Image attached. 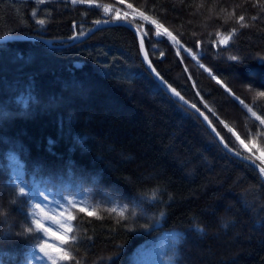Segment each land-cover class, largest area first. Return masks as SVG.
Returning <instances> with one entry per match:
<instances>
[{
	"label": "trees",
	"instance_id": "16d2710c",
	"mask_svg": "<svg viewBox=\"0 0 264 264\" xmlns=\"http://www.w3.org/2000/svg\"><path fill=\"white\" fill-rule=\"evenodd\" d=\"M94 3L136 16L134 25L167 84L208 116L228 146L250 155L238 135L248 151L264 157V126L245 108L264 117V97L256 95L264 91V9L258 0ZM139 12L175 41L155 37V25ZM113 14L71 0H0V38L68 39ZM240 15L249 27L240 28ZM232 28L237 32L228 46L212 43L220 39L217 32ZM14 172L34 182L49 202L127 204L125 215L135 212L118 223L102 208L93 216L77 208L72 223L81 239L73 255L80 264H146L147 258L153 264H264L259 173L227 154L198 116L162 89L142 62L136 35L124 26L65 48L0 44V209L7 214L0 235L9 226L13 233L0 239V262L39 264L31 255L32 237L15 235L27 226L21 210L28 206L22 199L10 203ZM157 188L160 199L152 201L148 194Z\"/></svg>",
	"mask_w": 264,
	"mask_h": 264
},
{
	"label": "snow or ice",
	"instance_id": "6c2138e0",
	"mask_svg": "<svg viewBox=\"0 0 264 264\" xmlns=\"http://www.w3.org/2000/svg\"><path fill=\"white\" fill-rule=\"evenodd\" d=\"M46 0H35L36 4H44ZM73 4H89L92 5L94 0H71ZM259 6L264 9V0H258ZM97 7H102L103 10L107 13L110 11V7L108 5H96ZM256 6V5H254ZM129 8H132V5H128ZM134 11H138L135 10ZM142 20H150L149 17L145 16L143 12L138 13ZM31 15L33 17L36 16V11L34 10ZM128 13L125 12L124 16L121 17L118 13L113 17L116 20L123 19L128 23L129 27L134 26L135 16H133L132 20H128ZM234 15V13H233ZM253 20L256 17H252ZM245 16L240 15L236 18V22L239 24L240 28L249 27L247 23H244ZM37 23L40 25H44L46 23L45 19H38ZM95 23L97 25L101 23H109V20H96ZM150 23L155 25L154 29V36L159 38L161 35H166L170 37L173 41H175V37L172 36L166 28L163 31V34L160 32V29L163 28L162 24H159L156 20H150ZM135 30L137 32L140 31V27L136 26ZM237 29L232 28L228 31L227 34L217 32L216 35L220 37L218 41H212V43H219L220 45L228 46L229 41L232 37L236 34ZM147 35V33H145ZM151 37L149 40L151 41ZM158 42H160L158 40ZM144 44V37L140 38V45L143 47ZM190 51V50H189ZM194 55V54H193ZM145 58H147V52H145ZM231 61L242 62V58L230 55L228 57ZM259 59L264 62V56H260ZM151 62L149 61V64ZM203 67V65H201ZM152 71L155 72L153 68ZM156 76H158L161 80L163 77L160 76L158 72H156ZM215 78V77H213ZM167 84V81H164ZM171 91L180 98V100H184V97L180 95L176 89L172 88L171 85H168ZM229 91H231L229 89ZM249 91H252L251 87H249ZM234 95V94H233ZM259 97H264V91H259L256 93ZM239 100V97H236ZM186 104L187 101H184ZM240 103L243 104L244 101L240 100ZM192 108H196L195 104L191 105ZM207 107V106H206ZM248 112L252 113V116L259 121V126H264V117L257 116L255 112L252 111V108L248 105H245ZM197 112L200 110L196 108ZM203 115V113H201ZM204 119L208 121V124L211 125L212 122L208 120V117L205 116ZM222 123V122H221ZM227 127V125H225ZM212 131L215 132L216 136L223 141V137L220 136V133L216 131L215 127H212ZM232 131V129H229ZM249 133L246 132V136ZM236 139L239 141L241 145H244L246 148L244 140H241L240 137L237 135ZM224 147L229 151H232L229 148L228 144H224ZM235 147V146H233ZM251 149H249V152ZM235 155L245 161H248L250 165L256 169L261 175H264V159L262 158H254L252 155H244L242 151L236 150ZM257 159H260V163H257ZM11 186L14 188L15 196L10 201L11 204H16L18 201L22 199V202L28 206L26 211H22V214L25 216V224L27 225L22 232L15 233L17 236H24L28 235L31 236L32 239L35 241L34 245L32 246L31 255L32 258L39 261V264H80L79 260L76 259V256L73 255V252L79 245L80 236L77 234V227L73 225V221L77 219V215H74L73 212L78 208L79 213L87 212L88 216L96 215V210L101 209L106 212L109 216H112L115 213L114 219L117 220L119 223L121 220H129L130 218L135 217V212H131L129 215H125V213L129 212V208L127 204L120 205L118 203H113L111 207H103L100 204H86L85 201H77V200H66L65 203H60L59 201L49 202V197L45 195L43 191H40L35 187L34 182H29L24 178V175L20 172L13 173V179L10 181ZM149 198L152 201H157L160 199V190L152 189L148 194ZM86 206H80V205ZM88 208H91L92 211H88ZM67 213V215H65ZM6 213L0 209V230H2L3 224L7 223L5 219ZM163 216V213H161ZM97 218H102L97 216ZM83 219V218H81ZM145 227H149V225H145ZM134 230V229H129ZM197 231H203V228L197 226ZM13 233L11 232V226H9V230L6 232H2L0 235V239L7 240L12 237ZM89 239H91L89 237Z\"/></svg>",
	"mask_w": 264,
	"mask_h": 264
},
{
	"label": "water",
	"instance_id": "95a60500",
	"mask_svg": "<svg viewBox=\"0 0 264 264\" xmlns=\"http://www.w3.org/2000/svg\"><path fill=\"white\" fill-rule=\"evenodd\" d=\"M114 26H124V27H126V28H128V29H130L131 31L134 32V34L137 37L138 43H139L142 62L144 64L145 68L147 69V71L156 80V82L162 87V89L165 92H167V94H169L177 103H179L180 105H182L186 109H188L191 112H193L196 116H198V118L204 123L206 128L213 135V137L218 141L220 146L224 149V151L227 154H229L231 157H233V158H235L237 160H240L242 162L250 164L248 161H245V160H242V159L238 158L235 155V151L236 150H234L230 146H229V148H231L232 151H229L228 149H226L224 147L225 141L224 140L221 141L220 138L216 136L215 132L212 131V127L214 126L213 123L211 125L208 124V121H206L204 119V117L207 116V115L200 108H198L196 106V108H198L200 110L199 112H197L196 108H192L191 107V105L193 103H191L189 100H187L181 93H180V95L184 97V100H180V98L177 97L171 91V89L168 87V84L164 83L165 80L164 79L161 80L158 76H156L157 70H156L155 66L153 65V63L151 61V58H150L149 53L147 51V48L145 46V41H144L143 47H141V45H140V38L143 37L142 32L141 31L137 32L135 30V27H136L135 25L133 27H129L128 23L125 20H123V19H120V20H116V19L109 20V23H107V24L101 23L99 25H95L92 29H90L89 31L85 32L84 34L75 35V36H73L71 38H68V39H48V38H44V37H41V36L30 35V34H10V35H6V36L1 37L0 38V44L7 43V42L31 41V42L43 43V44H45V45H47V46H49L51 48H65V47H69V46H72L74 44H77V43H80V42H83V41L87 40L91 35H93L95 32H97V31H99L101 29L108 28V27H114ZM145 52H147V58H145ZM149 61L151 62L150 64H149ZM153 68L155 69V72L152 71ZM184 101H187L188 103L186 104ZM201 113H203V115H201ZM208 120H210V119L208 118ZM216 131H217V129H216ZM256 170L258 171V169H256ZM260 177H261L262 181L264 182V175L260 174Z\"/></svg>",
	"mask_w": 264,
	"mask_h": 264
},
{
	"label": "rangeland",
	"instance_id": "374dc122",
	"mask_svg": "<svg viewBox=\"0 0 264 264\" xmlns=\"http://www.w3.org/2000/svg\"><path fill=\"white\" fill-rule=\"evenodd\" d=\"M111 12H114V16L118 13L121 17H123L124 16V11L123 10H121V9H118V10H114L113 8H111L110 7V11H109V13H111ZM224 46V45H223ZM259 158H262V159H264V157L263 156H258ZM0 264H4V263H2V262H0ZM146 264H153L152 263V261H150L148 258L146 259Z\"/></svg>",
	"mask_w": 264,
	"mask_h": 264
},
{
	"label": "bare ground",
	"instance_id": "6f19581e",
	"mask_svg": "<svg viewBox=\"0 0 264 264\" xmlns=\"http://www.w3.org/2000/svg\"><path fill=\"white\" fill-rule=\"evenodd\" d=\"M135 17H136V16H135ZM239 144H240V143H239ZM240 146H241L242 148H245L244 145H241V144H240ZM246 149H247V147H246ZM257 162L260 163V159H257ZM244 163H245V162H244ZM247 164H248V163H247ZM249 165H250V164H249ZM253 168H254V167H253ZM254 169H255V168H254ZM255 170H256V169H255ZM256 171H257V170H256ZM257 172H258V171H257ZM259 175H260V174H259ZM261 180H262V179H261ZM146 256H147V255H146Z\"/></svg>",
	"mask_w": 264,
	"mask_h": 264
}]
</instances>
